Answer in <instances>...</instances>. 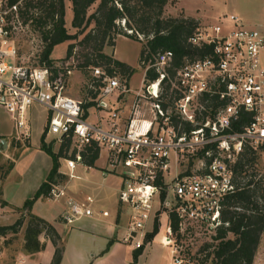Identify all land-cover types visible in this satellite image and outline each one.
<instances>
[{"label": "built area", "instance_id": "1", "mask_svg": "<svg viewBox=\"0 0 264 264\" xmlns=\"http://www.w3.org/2000/svg\"><path fill=\"white\" fill-rule=\"evenodd\" d=\"M24 1L0 0V108L12 122L6 144H23L29 138L28 110L32 104L42 106L44 134L68 141L61 157L68 173L58 172L71 176L82 162V151L94 143L105 149L108 170L121 175L117 199L129 213L120 241L142 246L148 220L165 209L160 243L169 249L172 263L199 264L198 247L212 240L221 223L224 196L233 189L231 163L236 154L243 142L264 152V29L244 26L234 13L227 16V24L198 23L187 40L208 50L184 58L171 76L166 71L170 49L146 58L142 53L138 63L144 72L153 68V79L142 78L131 90L126 76L95 65L80 98L66 91L71 61L53 58L33 64L19 56L16 36L30 20L22 19ZM114 92L116 97L131 92L123 124L117 122L116 108L107 109V126L86 118V102L106 106L103 99ZM63 193V183L54 181L46 196L55 199ZM153 198L158 205L154 209ZM94 202L92 195L67 198L61 220L70 224L92 216ZM2 260L0 252V264H26L23 257Z\"/></svg>", "mask_w": 264, "mask_h": 264}, {"label": "trees", "instance_id": "2", "mask_svg": "<svg viewBox=\"0 0 264 264\" xmlns=\"http://www.w3.org/2000/svg\"><path fill=\"white\" fill-rule=\"evenodd\" d=\"M69 0L71 8L70 26L75 30L70 33L63 25L64 3L63 0H26L22 4V19H30L33 26L39 29L40 39L43 42L39 52V61H50L49 56L52 46L64 40H70L82 33L76 41L68 42L65 46L66 59L72 53L75 44L81 46L77 50V57H81L74 65L78 69H90L99 65L107 73H118L128 76L133 68L111 55L102 51L104 45H113L116 34H123L135 39L136 33L144 38L140 44L138 59L142 53L149 57L156 51L170 49L172 51L171 66L166 68L168 75H172L173 67L179 65L184 58H192L208 50V46L196 47L189 43L188 36L192 33L198 22L191 16L164 15L163 8L167 0ZM92 11L88 12L91 4ZM121 20L123 21L121 23ZM121 23V25L118 24ZM126 29H131L128 32ZM156 72L153 68H147L143 79H153ZM86 102L83 106L89 105ZM239 124V123H238ZM238 129V126H235ZM44 132L39 136V147L49 154L51 166L45 179L39 184L31 197L24 199L21 210L27 214L26 224L23 230L21 248L31 254L41 250L44 242L40 241L38 234L41 232L50 240L53 251L49 264H58L62 253V239L53 225L44 218L29 212L31 203L40 196H46L50 183L60 181L63 174L58 172V158L66 155L68 141L61 138L58 148L53 151L48 143L43 140ZM258 147L243 144L231 163L232 191L224 196L219 210L221 223L216 226L212 234V240L199 245L198 251L201 257L199 264H251L264 232V179L257 171L250 172ZM98 155V147L91 143L82 151V162L92 165ZM11 167L9 162L0 179ZM5 202L0 198V205ZM170 216V215H169ZM171 224L174 218L170 217ZM21 224V218L16 217L10 224L0 225V235L6 232H15ZM156 230V223L152 230L146 232L145 239H149ZM111 243L108 239L103 253ZM142 246L131 250V261L134 264Z\"/></svg>", "mask_w": 264, "mask_h": 264}, {"label": "rangeland", "instance_id": "3", "mask_svg": "<svg viewBox=\"0 0 264 264\" xmlns=\"http://www.w3.org/2000/svg\"><path fill=\"white\" fill-rule=\"evenodd\" d=\"M97 1V0H96ZM95 1V2H96ZM64 3V15H63V25L66 30L72 33L75 29L70 26L71 18V8L69 5V0H63ZM94 4H91L88 8V12L92 11ZM236 14L244 23V25H252L260 28L261 25L264 27V0H167L164 8V15H183L191 16L199 24H212L215 22H221L223 24L229 23L227 16L229 14ZM28 21V19L26 20ZM121 25L120 22H118ZM18 35L16 36L17 48L19 56L23 57L26 62L36 64L39 61V52L42 48L43 42L40 39L39 29L32 25L30 20L27 24H24ZM82 33L78 34L76 38L70 40L59 41L52 46L49 56L51 58H62L64 56L65 46L68 42L76 41L81 37ZM122 35V36H119ZM123 34H116L114 39V45H104L102 51L111 55L112 57L117 56L121 59L127 60L128 63L135 65L133 67L132 73L129 76L127 84L132 90L140 86V81L143 78L142 66L138 63L137 51L140 48L139 43L144 42V38L135 37V39L125 36ZM137 40V41H136ZM81 46L75 44L72 53L68 59L74 65L80 56L77 57V50H80ZM71 67V66H70ZM72 71L70 72L69 81L67 82V91L75 93V96L83 97V82L88 77L89 69H78L76 66L71 67ZM120 97V96H119ZM108 99V98H107ZM110 100V99H109ZM108 106L112 105L110 102L107 103ZM44 122H45V109L44 108H34L29 114V126H30V135L29 141L31 144L35 143L38 134L44 131ZM7 131L5 137L2 139H8L7 136L11 133V122L8 115L0 108V132ZM52 136L49 134H44L43 140L45 143H48L53 151H56L58 148V142L56 140L50 139ZM28 139L23 142H13L10 141L6 145H2L0 142V175H2L7 164L14 159L21 148L25 145H28ZM6 143V142H5ZM243 144H248L243 142ZM242 144V146H243ZM69 149V148H68ZM67 150V149H66ZM66 150L64 151L66 153ZM60 162V158H58ZM193 162V161H192ZM95 167L92 169L89 168L88 172L94 171ZM81 167L76 168V173H80ZM250 172H256L257 176L261 174V177L264 179V152L259 151L257 157L254 159L253 168H249ZM67 175L63 174L61 182L65 183L67 181ZM117 180V177L114 178ZM15 181L14 179H12ZM77 180V179H75ZM79 181V180H78ZM13 184V183H10ZM11 190L13 189L10 188ZM155 198H153V209L157 207ZM13 209V210H12ZM14 207H6L4 210L0 209V225L10 224L14 221L16 217L21 218V224L15 232H6L3 235H0V252L2 255V263L9 262L14 258L23 257L26 264H47L50 254H51V243L44 234L41 232L38 234L40 241L44 242V246L38 252L28 254L24 252L21 248L23 230L27 220V214L21 210L14 211ZM126 211L120 215V223L122 224V229H125L126 222ZM159 225L157 230L152 233L151 247L155 250L162 252L163 254H168V249L162 247L158 242L161 235L164 234V211L162 210L161 214L158 217ZM76 223L72 224V227L63 226L60 231L64 232L63 235V246H64V256L60 264H89L88 262L93 258L88 252L89 250L92 253L99 251L105 246V241L102 242L99 238L95 237L93 239H87L86 236H83L81 232L75 228ZM122 230L120 229L118 233L121 235ZM62 237V235H60ZM144 245V241L142 243ZM124 246V245H121ZM131 249V248H130ZM120 252V251H118ZM126 252V251H125ZM84 254L83 256L78 254ZM122 253V252H121ZM167 257H164L166 260ZM255 264H264V232L262 233L258 247L254 256ZM106 264H115L113 258L105 259ZM101 261V262H103ZM131 261L129 260L127 264ZM100 262V264H101ZM136 262V261H135ZM134 262V263H135ZM193 264H197L194 262ZM203 264L207 263V261Z\"/></svg>", "mask_w": 264, "mask_h": 264}, {"label": "crops", "instance_id": "4", "mask_svg": "<svg viewBox=\"0 0 264 264\" xmlns=\"http://www.w3.org/2000/svg\"><path fill=\"white\" fill-rule=\"evenodd\" d=\"M242 24L244 25L243 22ZM244 26L254 27V28L257 27L252 25H248V26L244 25ZM258 26H260V28L259 27L257 28L264 29L263 26L261 25ZM138 52L139 50L137 51V58H138ZM114 58L123 61L132 68L135 66L133 64L128 63L127 60L125 59H121L117 56H114ZM70 75L67 77V82L69 81ZM129 76L130 75L126 77L127 82L129 80ZM127 86L129 87L128 84ZM67 93L70 96L78 97L75 96V93L72 92L70 93L68 91ZM115 93L116 92L107 96L108 99L106 97L103 99L107 107L101 106L98 108L94 106L93 101H88L90 102L89 105L85 106L86 118L91 121H99V123L102 124L103 126H107V121H106L107 109L116 108L119 112L117 122L119 124H123V116L127 113V109L131 98V92L120 94L119 95L120 97L119 96L116 97ZM108 102H110V104L112 103V105L108 106L107 104ZM39 107L43 108L38 104H32L28 110V114L31 115V111L34 108H39ZM11 128H12V122H11ZM6 132L7 131L0 132V139H2L3 137L6 138L5 136ZM40 133L38 134L35 143L31 144L28 139L27 141L28 145H25L21 148L18 155L14 159H12L11 167L0 179V198L5 202L4 205H0L1 210H4V208L6 207H10V208L14 207L15 212L21 210V205L24 199L31 197L34 191L36 190V188L39 186V184L45 179L51 166V158L48 153H46L43 149L39 147ZM105 154H106L105 149L100 148L98 149V155L92 165H86L83 162L77 163L72 169V175L71 176L67 175L68 179L65 183H63L64 193L55 199L49 198L47 196L37 197L31 203L29 212L36 214L44 218L48 222H50L53 225V227L56 229L58 234L62 235L61 237L62 242H63L64 232L61 233L60 229L63 226H66V229H68V227L69 228L72 227V224L74 223H76L75 228L78 230V232H81L82 235L86 236L85 238L89 240L90 239L94 240V238L97 237L102 242L105 241L106 243L108 239H111L110 245L108 246L107 250L104 251L103 253H100V251L104 247H100L101 249L99 251H95V253H92L89 250L88 253L93 257L88 262L89 264H100L101 261L105 259L109 260L112 258L115 264H127L129 257L131 258V250L133 248L123 244L120 241L121 236L125 232V229L123 231L122 224L120 223V219H121L120 215L124 211H126L125 214L126 216L125 227H126L128 221L129 209L125 204H121L120 202H118L117 189L122 183V177L116 171L108 170ZM59 158H60V162H58L57 170L68 173V170L65 168L64 163L61 160V157ZM77 167H81L82 172L76 173L75 170ZM93 167H95L94 171L96 172H88L89 168L92 169ZM115 177H117V180L114 179ZM12 179H14L15 181H13ZM12 187L13 189L11 190L10 188ZM85 195L94 196V201H95L93 203L94 214L90 217H80L70 224H67L63 220H61L59 214L61 210L64 208L65 200L67 198L80 200ZM99 209H107L109 212L108 215L101 216L98 213ZM162 210L164 211V221H165L164 231H165L167 214L165 209ZM162 210H156V213H154V215L150 218V220H148L146 224V232H150L152 230L154 223H156V230H157V227L159 225L158 217L161 214ZM120 229L122 230L121 235L118 233ZM45 240H49V239H45ZM151 240H152V236L149 239H145L144 245H142V250L137 255L136 262L134 264H174L170 259L169 249L160 243V239L158 240L159 241L158 243L165 249L166 248L168 249L167 255L152 248ZM51 247H52L51 248V254H52L53 251L52 244ZM64 252H65L64 246L62 244L61 258L58 264H60L61 260L63 259ZM78 255L83 256L84 254L80 253ZM164 257H167L166 260H164ZM49 260L47 264H49ZM101 264H106V261L101 262ZM251 264H255L254 259Z\"/></svg>", "mask_w": 264, "mask_h": 264}, {"label": "water", "instance_id": "5", "mask_svg": "<svg viewBox=\"0 0 264 264\" xmlns=\"http://www.w3.org/2000/svg\"><path fill=\"white\" fill-rule=\"evenodd\" d=\"M0 142L3 144V146L5 145V140L4 139H0Z\"/></svg>", "mask_w": 264, "mask_h": 264}]
</instances>
